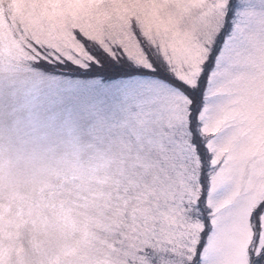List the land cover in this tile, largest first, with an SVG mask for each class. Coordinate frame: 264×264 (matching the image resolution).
<instances>
[{
    "label": "snow or ice",
    "instance_id": "6c2138e0",
    "mask_svg": "<svg viewBox=\"0 0 264 264\" xmlns=\"http://www.w3.org/2000/svg\"><path fill=\"white\" fill-rule=\"evenodd\" d=\"M23 4L0 264H264V0Z\"/></svg>",
    "mask_w": 264,
    "mask_h": 264
},
{
    "label": "rangeland",
    "instance_id": "374dc122",
    "mask_svg": "<svg viewBox=\"0 0 264 264\" xmlns=\"http://www.w3.org/2000/svg\"><path fill=\"white\" fill-rule=\"evenodd\" d=\"M23 12V0H0V17L18 20Z\"/></svg>",
    "mask_w": 264,
    "mask_h": 264
}]
</instances>
